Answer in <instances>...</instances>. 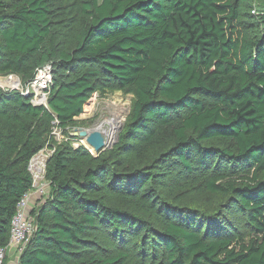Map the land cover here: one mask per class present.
<instances>
[{"label": "trees", "instance_id": "1", "mask_svg": "<svg viewBox=\"0 0 264 264\" xmlns=\"http://www.w3.org/2000/svg\"><path fill=\"white\" fill-rule=\"evenodd\" d=\"M46 64L45 105L0 88L1 246L52 149L15 264H264V0H0V75ZM115 91L116 141L74 146Z\"/></svg>", "mask_w": 264, "mask_h": 264}, {"label": "rangeland", "instance_id": "2", "mask_svg": "<svg viewBox=\"0 0 264 264\" xmlns=\"http://www.w3.org/2000/svg\"><path fill=\"white\" fill-rule=\"evenodd\" d=\"M17 79L19 78L15 75H0V88L5 90L16 89L18 83ZM131 97V94L122 93L120 91L108 93L105 96H98L97 94L93 96L91 101L85 105L84 112L76 123L67 128L68 134L66 135L73 137L72 144L74 146L82 144L86 146L90 152L95 154L93 149L87 145L85 138L79 136L78 133L81 129L91 131L98 129L100 124L103 122H111L114 127V135L112 139L105 144V149L110 148L116 141L117 134L123 126L126 116L129 113ZM102 132L104 133V130H102ZM52 134L58 141L62 140L63 136L65 137L63 132L56 127L53 129ZM37 154L34 157H36ZM38 156L37 160L41 162H44V159L47 158L45 154L42 153L38 154ZM232 221V229L235 230L233 231L234 233H240L242 235H246L248 233L249 229L244 225V220L237 219L238 223L236 220Z\"/></svg>", "mask_w": 264, "mask_h": 264}, {"label": "built area", "instance_id": "3", "mask_svg": "<svg viewBox=\"0 0 264 264\" xmlns=\"http://www.w3.org/2000/svg\"><path fill=\"white\" fill-rule=\"evenodd\" d=\"M51 79V67L49 64H46L40 68H37L33 78L25 85H22L19 79H17L18 83L16 89L19 90L22 95L29 96L30 101L33 104L45 105ZM51 152L52 149H50L49 152L45 154V156L48 157ZM38 154L36 157L32 158L29 163V169L33 179L32 188L20 198L16 205V210L11 220L8 244L6 246L0 245V264H3L5 255L9 248L15 250L16 252H20L22 250L23 244L34 231L35 226L32 217L29 215L27 210L28 201L31 196V190H34L40 197L46 193L47 187V182L44 179L45 162L47 158L44 159V162H41L37 160L39 157Z\"/></svg>", "mask_w": 264, "mask_h": 264}, {"label": "water", "instance_id": "4", "mask_svg": "<svg viewBox=\"0 0 264 264\" xmlns=\"http://www.w3.org/2000/svg\"><path fill=\"white\" fill-rule=\"evenodd\" d=\"M78 134L85 138L87 145L93 149L95 154L105 150L106 137L102 131L98 129L91 131L81 129Z\"/></svg>", "mask_w": 264, "mask_h": 264}, {"label": "crops", "instance_id": "5", "mask_svg": "<svg viewBox=\"0 0 264 264\" xmlns=\"http://www.w3.org/2000/svg\"><path fill=\"white\" fill-rule=\"evenodd\" d=\"M46 149H42L41 151H39L42 154H47L50 150V148L45 147ZM39 153V154H40ZM39 196L36 194V192L34 190H31V196L30 199L28 201V205H27V210L28 212L31 211V209L33 208V206L36 204L37 200H38ZM7 255L9 257V261L8 264H15L17 261V257H16V252L15 250L9 248L7 250Z\"/></svg>", "mask_w": 264, "mask_h": 264}, {"label": "bare ground", "instance_id": "6", "mask_svg": "<svg viewBox=\"0 0 264 264\" xmlns=\"http://www.w3.org/2000/svg\"><path fill=\"white\" fill-rule=\"evenodd\" d=\"M17 82V81H16ZM98 130H104V135L106 137V142L112 139L114 135V127L111 122H103L98 127Z\"/></svg>", "mask_w": 264, "mask_h": 264}]
</instances>
